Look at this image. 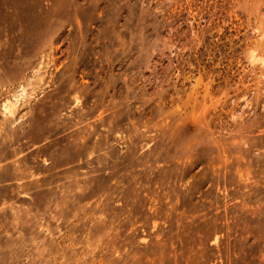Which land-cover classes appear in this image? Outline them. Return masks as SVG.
<instances>
[{
	"label": "rangeland",
	"instance_id": "1",
	"mask_svg": "<svg viewBox=\"0 0 264 264\" xmlns=\"http://www.w3.org/2000/svg\"><path fill=\"white\" fill-rule=\"evenodd\" d=\"M0 264H264V0H0Z\"/></svg>",
	"mask_w": 264,
	"mask_h": 264
},
{
	"label": "bare ground",
	"instance_id": "2",
	"mask_svg": "<svg viewBox=\"0 0 264 264\" xmlns=\"http://www.w3.org/2000/svg\"><path fill=\"white\" fill-rule=\"evenodd\" d=\"M21 94H23V91H22ZM12 105H13V104H12L11 102H6V103L3 104V108H4V110H5V111L8 113V115H10V116L13 115V112H12V110H11Z\"/></svg>",
	"mask_w": 264,
	"mask_h": 264
}]
</instances>
